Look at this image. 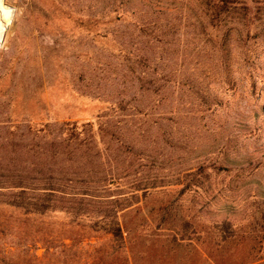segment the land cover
Wrapping results in <instances>:
<instances>
[{"label": "rangeland", "instance_id": "374dc122", "mask_svg": "<svg viewBox=\"0 0 264 264\" xmlns=\"http://www.w3.org/2000/svg\"><path fill=\"white\" fill-rule=\"evenodd\" d=\"M4 3L0 175L46 155L66 192L96 190L80 214L156 192L146 229L229 221L264 244V8L212 21L198 0Z\"/></svg>", "mask_w": 264, "mask_h": 264}, {"label": "trees", "instance_id": "16d2710c", "mask_svg": "<svg viewBox=\"0 0 264 264\" xmlns=\"http://www.w3.org/2000/svg\"><path fill=\"white\" fill-rule=\"evenodd\" d=\"M198 2L212 21L237 12L245 15L252 6L264 8V0ZM39 158L43 162L38 165L20 157L1 163L5 173L0 175V264H264V244L233 229L229 221L186 222L183 228L192 227V238L178 236L174 228L166 235L157 227L146 229L143 210L156 192L145 191L141 198L136 196L137 202L123 207L100 204L92 212L80 214L87 199L84 195L94 200L96 190L66 192L50 158ZM65 194L72 198L70 206L62 204ZM163 207L167 205L158 204L155 215ZM54 212L70 215L72 220L56 226L42 220ZM81 216L87 218L85 225L76 222ZM84 241L92 250L78 258L76 250Z\"/></svg>", "mask_w": 264, "mask_h": 264}, {"label": "bare ground", "instance_id": "6f19581e", "mask_svg": "<svg viewBox=\"0 0 264 264\" xmlns=\"http://www.w3.org/2000/svg\"><path fill=\"white\" fill-rule=\"evenodd\" d=\"M6 15H7V10L5 7L4 0H0V40H1L2 36H4L3 32L6 29L5 28Z\"/></svg>", "mask_w": 264, "mask_h": 264}, {"label": "water", "instance_id": "95a60500", "mask_svg": "<svg viewBox=\"0 0 264 264\" xmlns=\"http://www.w3.org/2000/svg\"><path fill=\"white\" fill-rule=\"evenodd\" d=\"M3 37H4V36H2V38H1V40H0V44H1V42L3 41Z\"/></svg>", "mask_w": 264, "mask_h": 264}]
</instances>
